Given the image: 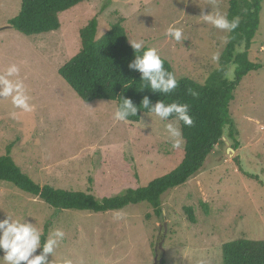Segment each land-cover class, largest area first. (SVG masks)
<instances>
[{"label": "rangeland", "instance_id": "obj_1", "mask_svg": "<svg viewBox=\"0 0 264 264\" xmlns=\"http://www.w3.org/2000/svg\"><path fill=\"white\" fill-rule=\"evenodd\" d=\"M228 1L85 0L59 13L57 30L27 36L8 27L20 0H0V71L16 63L35 105L24 113L13 108L10 98H0V156L9 149L15 164L35 182L72 191L92 187L98 200L171 171L182 158L184 143L172 147L164 132L167 121L151 125L145 113L137 122L116 121L115 102H84L58 68L79 50V29L90 19H97L100 36L122 17L129 42L142 39L170 62L177 77L205 83L218 67L212 55L220 56L226 45L221 38L228 33L205 23L201 14L219 10L226 15ZM262 1L248 51L261 67L241 78L229 102L237 147L232 151L228 141L216 144L195 174L161 195L159 216L144 201L105 212L57 209L0 181V219L7 214L25 218L36 223L44 238L62 229L65 237L54 257L49 254L51 264L65 259L72 264H159L160 259V264H221L223 243L264 239ZM173 22L184 29L185 41L164 35ZM185 207L192 208L194 222Z\"/></svg>", "mask_w": 264, "mask_h": 264}, {"label": "trees", "instance_id": "obj_2", "mask_svg": "<svg viewBox=\"0 0 264 264\" xmlns=\"http://www.w3.org/2000/svg\"><path fill=\"white\" fill-rule=\"evenodd\" d=\"M83 1L20 0L19 11L8 21V27L27 36L55 31L60 27L59 13ZM262 4V0H229L226 16L229 20L239 16L240 25L228 33L229 41L219 56L218 67L205 83L175 75L177 88L168 95L150 89L141 90L144 83L139 80L141 74L128 68V64L135 59V53L127 37L124 18L109 24L100 36L97 35L96 18L79 29L80 48L58 68V74L84 102L107 100L115 102L117 107L123 98H128L139 106L147 96L153 104L163 100L165 103L177 101L189 105L194 123L189 127L181 122L183 155L171 171L144 186L127 189L122 195L98 200L91 193L92 187L87 191H72L35 182L15 164L8 149L0 156V181H7L57 209L105 212L144 201L159 216L162 213L161 195L195 174L216 144L228 141L232 149L237 147V133L229 114V102L241 78L261 67L260 63L249 59L248 51L259 28ZM162 58L164 67L174 73L170 62ZM230 65L235 66V71L233 78L227 79L225 73ZM189 89L197 94L192 95ZM139 107L137 116L130 117L128 122L139 121L144 113L142 104ZM239 169L242 170L241 167ZM184 210L189 221L194 222L192 208L185 207ZM221 253V264H264V239H233L222 244Z\"/></svg>", "mask_w": 264, "mask_h": 264}, {"label": "clouds", "instance_id": "obj_3", "mask_svg": "<svg viewBox=\"0 0 264 264\" xmlns=\"http://www.w3.org/2000/svg\"><path fill=\"white\" fill-rule=\"evenodd\" d=\"M214 3L215 0H212ZM205 23L225 33H231L240 25V17L234 16L231 20L219 10L201 14ZM177 22L170 24L165 30L164 35L176 42L187 39L184 29L176 26ZM222 43L227 44V35L221 38ZM130 44L135 53V59L128 64V68L138 71L140 79L144 82L141 90L150 89L152 92L168 95L171 94L178 85L175 74L164 67V59L155 47H145L142 39L130 40ZM214 62L219 61V53L212 55ZM235 71L232 66L226 73V78H231ZM192 95H196L192 89L188 90ZM0 98L9 99L14 109H19L24 113L34 111L35 105L30 94L29 87L20 76V67L16 63H11L3 71H0ZM142 110L151 118V125L155 121L165 122L164 132L173 148L180 147L183 143V134L180 127L181 122L191 127L194 123L187 103L173 101L165 103L158 100L152 103L145 96L141 102ZM140 104V105H141ZM139 105V106H140ZM133 103L131 99L123 98L122 102L116 107L113 119L116 121H127L130 117L137 116L141 108ZM12 118L16 119L17 114L12 113ZM171 118V120H170ZM150 125V126H151ZM145 127L148 125L145 124ZM123 213H116V217L122 218ZM43 231L36 226V223L29 222L25 218H15L7 214L0 219V264H51L48 259L49 254L54 257L57 248L65 237L62 229H56L46 238ZM40 250L37 252V250ZM64 264H72L70 259H65Z\"/></svg>", "mask_w": 264, "mask_h": 264}, {"label": "water", "instance_id": "obj_4", "mask_svg": "<svg viewBox=\"0 0 264 264\" xmlns=\"http://www.w3.org/2000/svg\"><path fill=\"white\" fill-rule=\"evenodd\" d=\"M231 149L232 151H234L232 148H229ZM159 247L161 248V244H159ZM161 263V259L159 260V264Z\"/></svg>", "mask_w": 264, "mask_h": 264}]
</instances>
